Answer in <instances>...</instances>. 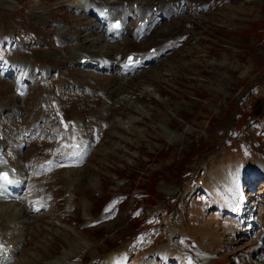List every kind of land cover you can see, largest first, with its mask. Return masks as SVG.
Wrapping results in <instances>:
<instances>
[{"label": "rangeland", "instance_id": "obj_1", "mask_svg": "<svg viewBox=\"0 0 264 264\" xmlns=\"http://www.w3.org/2000/svg\"><path fill=\"white\" fill-rule=\"evenodd\" d=\"M173 1L174 13L169 9L138 41L135 10L126 1L127 32L110 45L111 36L105 41L108 33L102 32L107 23H94L70 8L69 0H0L6 24L0 19V147L23 175L25 188L35 184L34 191H23L29 199L21 197L17 205L10 200L15 206L0 203V226L15 222L14 228L0 229V250L14 245V255L5 263L6 254L0 255V264H103L125 249L133 262L183 264L161 251L178 252L176 246L186 249L188 241L197 247L181 256L186 264H264V175L259 173L264 163V0ZM57 27L70 30L72 45L89 57L95 53L92 58L100 57L101 63L93 70L63 63L58 70L75 72L78 83L96 87V93L117 91L112 100L97 106L91 90L71 99L75 94L66 80V92L58 95L53 85L59 72L46 81L37 70L40 87H31L32 69L16 71L25 84L17 91L12 80L17 46L29 51L35 70L39 60L33 58H56L64 50L55 38L62 30ZM151 46L159 57L128 75L133 67L122 69L125 56L138 50L144 58ZM108 51L116 57L121 52L109 68L102 58ZM71 78L76 81L75 74ZM42 87L59 104H51L52 97L43 103L39 93L34 98L33 90ZM100 112L111 116L108 123L94 122ZM38 129L41 136L26 148L11 143ZM68 132L85 141V150L82 145L77 154L81 162L38 172L69 156ZM225 160L249 164L243 172L250 177L244 214L237 211L233 192L219 194L220 206L230 210L226 218L211 210L219 201L214 206L197 190L199 181L201 188L204 180L211 182L212 163ZM185 189L196 193L192 200ZM35 197L51 204L50 210L35 215L30 208ZM24 211L31 214L17 220ZM238 217L244 218L240 227L232 222ZM198 233L207 237L201 244Z\"/></svg>", "mask_w": 264, "mask_h": 264}, {"label": "bare ground", "instance_id": "obj_2", "mask_svg": "<svg viewBox=\"0 0 264 264\" xmlns=\"http://www.w3.org/2000/svg\"><path fill=\"white\" fill-rule=\"evenodd\" d=\"M69 1L71 3L70 8H75V9H77V11H80L81 14L88 15L90 18H93V21L94 22L99 23V24H103L104 22H107V27L105 28L106 31L112 37L117 35L116 38H113V40H112V41H114L113 43L109 42L110 45H112L114 43H116V44L117 43H120V41L118 39L121 36H123L125 34V32H127L126 26H125V22H129V20H131V19L129 17V15H130L129 14V11H128L127 7H126V3H127L126 1H128L129 3H131L132 6H136V10L134 12H135L136 18L138 19V20H135L136 29L138 30V33L135 34V37H136V40L137 41H138V38L144 39L145 36H146V34H148V32L152 31L153 28L156 27L155 25H156V22L159 19V17H165V16H167L169 14L168 13L169 9L171 10V14L174 13V10L172 9V6H174V1L173 0H116V1H112V0H69ZM115 2H117V3H115ZM154 7L157 8V13L155 15H154L155 12L153 13V10H152ZM105 8H108L109 9L108 14H106V15L103 14V11H104ZM120 18L123 20V24H124L123 25L124 26V29L121 32L115 31V30H113L111 28V21L112 20H115V19H120ZM146 18L149 20L148 21V24L145 25L143 28H141L138 24L141 21H143L144 19H146ZM0 19L2 20L1 23L4 24V25H6L5 24V21H3L4 20V17H1ZM102 20H103V22H102ZM38 21H41V20H38ZM37 22H35V23H37ZM60 28H62V27H57V29H60ZM63 29L64 28H62V30L60 29L59 31H63L64 33L62 35H60V34H58V32H59L58 31L57 34H56V36H55V38H56V40H58V41L60 40V42H63L65 44L64 50H62V52L56 58H50V59H46V58L43 59V58H36V57L33 58V59L39 60L38 63H35L34 64L35 66L38 65V67H36L35 70H33L32 64L29 61L30 60L29 59V56L27 55V53L29 51H27V50L24 51V46L19 44L17 46L16 50H15L16 51V54H17L16 55L17 56V59L15 60V65L13 67L14 73H13V77H12L13 79L12 80L17 83L18 88H21L22 86H24V82L21 81V78L19 77L18 74L16 75V73H17L16 71L17 70L20 71V69L21 70H23V69L24 70L32 69V72L30 73V78H29L28 81H29L31 87L33 86L34 88H37V86L40 87V84L37 83V78L35 77V74L37 73V70H41L40 72H41L42 76L43 77H47L46 81L49 78L53 79V74L59 72V75H60L61 78H60V80H57L54 83V85H53V87L56 89V92H57L58 95L59 94H62L63 95V93L66 92V91H64V88H67V87L63 83V81L66 80V81L70 82V84H69V86H68L67 89L70 90L71 93H74L75 94V95L72 96L71 99L75 98L77 94H81L85 90H91V98L96 99V103H94V104H97V106H102V104H105V102H108V101L112 100L117 95L116 94L117 91L111 92L112 89L110 88L108 90H111V91H108L107 94H104V91L103 92H100V93L97 92L98 93L97 94L95 92V90L97 89L96 87H93V88L86 87L83 84L78 83L79 78L77 77V74L75 72L69 71L67 68L63 67V69H66L65 75H64L62 73L63 71L58 70V68L63 63L64 64H68V65H73L74 64V65H76L80 69L85 68V69L89 70L88 65H86V66L83 67L82 64L80 63L82 57L85 56L86 54L89 55V53L86 52L83 49L82 50L81 49H78L77 50L76 48H78V47L75 48L72 45V42L74 44V40H71L72 38H71V34L69 32L70 30H66V29L63 30ZM91 34L93 35V33H91ZM97 35H100V36L103 37V33L102 32L97 33ZM105 36H106L105 41H108L106 34H105ZM40 41H42L41 38H40ZM109 41H111L110 38H109ZM63 43H61V45H64ZM124 43L126 44L127 42L125 41ZM153 48L155 49V46H151L150 48H148V49H146L144 51V55H145L144 58L143 57H139L140 52L138 50L135 53H128L125 57L127 58L130 55H134L137 58H142V62L139 65L140 66L139 68H142L147 63H150V62H153L154 61V60H151V58H154L155 57V55H156L155 53L156 52H155V50H154V53L153 54H151V52H150L151 49H153ZM123 50H125V48ZM79 52H83L82 57H79L78 56V53ZM108 52L106 54H104V52L103 53L100 52V53H101V55L104 54V56L102 55L103 61H105L107 63L109 62V64H110L109 67H111V62H112V66H114L115 65L114 59L115 60L119 59L121 52L118 53L116 51V53H118V55H117L118 57H116V55L111 54L110 52L108 53ZM56 54L58 55V53H56ZM94 54H92V56H94ZM88 55L86 57H89ZM92 56H90V57H92ZM113 56L115 58H112ZM126 58L123 59L121 65H122L123 70L125 72H128L127 70L129 68L125 66V64H126ZM99 59H100V57L99 58L98 57H95V58L93 57L92 60L93 61H99ZM149 60H151V61H149ZM39 65L43 69H41V67ZM105 66H107V65H105ZM139 68H137L136 66H134L132 68V70H130V72H128V75H131L132 72H134L136 69H139ZM106 71H109V69H106ZM72 74H75L76 81H74L71 78ZM3 76L4 77H7V74H5ZM0 77H2V75ZM47 91L51 92V89H49ZM33 92H34V95H33L34 98L36 97V94L35 93H39L38 95H40V96L44 95V97L43 98L41 97V99H42L43 103H45V104L48 103V102H50V100H51L50 98L51 97L53 98V101H51V104H53V103L59 104V102H60V99L58 97H56L55 95L53 96L51 93H49V94L46 93L45 90L43 89V87L40 88V89H38V90L34 89ZM103 95H104V97H103ZM55 99H57V101H55ZM34 102H35V100H34ZM38 102H39V99L37 100L36 103H34V106L35 107H37L36 104ZM42 107H44V106H42ZM109 117H111L109 114H105L103 112H100V114L99 113H96V115H95L96 121H94V117H93V121L95 123L97 121H100V123H108V121L110 119ZM31 126L34 127V125H31ZM66 126H67V123H64V124L61 123V128H65ZM104 130H105V128H104ZM38 131H39V129L36 130V131H34L32 134H34V133H36ZM90 134L91 133H89V135ZM76 137H77L76 134L68 132L67 135H66V142L65 143H67L69 141L73 142L74 140L77 139ZM71 142H70V144H71ZM71 146H72V144H71ZM83 147H84V149H83V151H84L85 148H86L85 143L83 144ZM69 150L70 149H68V154H69ZM63 153H65V152H63ZM248 165L249 164L244 163L243 161H238V162L235 161V162H232V160L222 161L220 163V165H216V163H214V162L212 163V166L213 167H210L211 171L207 172V174H209V179L211 180V182H208V181L205 182V180H204L203 181V187L201 188L203 190V193L211 201L212 205L215 206L216 205V202L219 201L218 204L220 206L221 197H220V200H219V194H224L227 191H230L231 193L233 192L237 196V198H236L237 199V202H236V204H237V211L240 214L243 213V211H244L243 209H245L246 203H247L246 202V199H245L246 198V195H244L243 192L248 189L247 186L250 184V177L248 176V174L245 175L244 172H243V170L247 169L249 167ZM255 168H258V167L256 166ZM39 169L40 168H37V171ZM10 173H12L14 175L13 172H10ZM259 173H261L262 175H264V163L263 162L261 164V170H260ZM20 175H21V173H19L17 175V177L16 176L15 177L17 179L18 178L19 179H22L23 181H21V182H23V184L15 181L16 183L13 184V188L5 187L3 181L0 180V194H3L4 192L9 193L6 190L13 189L14 190L13 191L14 193L17 192L16 193L17 195H15V198L14 199L15 200H17V199L21 200V197H23V194H24L23 191L25 189L27 190V192L25 194H28L30 191H34L35 190V186H34L35 184L31 183L28 188H25V183L26 182L24 181V178L22 176H20ZM252 184H255V183H252ZM263 185H264V183H263ZM18 186H20L19 189H17ZM6 193H4V198L5 199L8 198V194H6ZM23 198L29 199L28 196H25ZM43 200H41V201H39L37 203L34 202V201L33 202L31 201V202L33 203V205L34 204H37V205H40V206H44V204H46V202L43 201ZM0 203H3L5 205L15 206V205L10 204L9 202L8 203H5V202L0 201ZM211 206L208 205V208L209 209L212 208ZM213 209L216 210L215 213H217V214H222L223 213V215H224L223 217L226 218L225 217L226 211L224 209H222L220 207H213L211 210H213ZM31 210H33L32 212L35 213V214L38 213L37 211H35L32 208H31ZM220 211H222V212H220ZM29 214H31V213H28V211L27 212L24 211L23 216L22 217L20 216L19 218H17V220L23 219V218H25ZM250 215H249V217H250ZM243 219H242V217H238L237 219L233 220L232 222L237 223V226H239V223H241V220H243ZM221 221H223V219H220L217 222L218 225L215 224L216 227L219 226V224H220ZM244 223H243V225H244ZM5 227L10 228L8 225L5 224V225L0 226V229L1 228L3 229ZM209 230L210 231H213L214 229L212 227V229H209ZM191 236H194V234H191ZM206 238L207 237H205L204 234L200 233L197 236V239L196 240L198 241V243L200 242V244H201V243H203V241ZM211 239L214 240V238H212V237H211ZM215 239H217V238L215 237ZM7 246H8V244L5 245L4 247L6 248ZM4 247H2V248L4 249ZM171 249H168V250L164 249L161 252L167 251V254L166 255L169 257L168 259L173 258L171 260H174L175 259V260H178L177 262H181L183 264H186V259L183 258V257H181L178 254L177 251H172ZM175 252H177L176 255H175ZM128 253H129V250L128 249H125L123 251H120L119 250V252L117 254H115L114 256L106 257V259L104 260V263L103 264H143L142 263L143 261H141L140 258H138L136 261L133 262L134 259H132L130 256H128ZM0 255H2V259H3L4 255H5V257H4V260H5V258L7 256L13 255V251H10L8 249L0 250ZM144 264H145V262H144Z\"/></svg>", "mask_w": 264, "mask_h": 264}, {"label": "snow or ice", "instance_id": "obj_3", "mask_svg": "<svg viewBox=\"0 0 264 264\" xmlns=\"http://www.w3.org/2000/svg\"><path fill=\"white\" fill-rule=\"evenodd\" d=\"M117 27H118V25H117ZM130 59H131V58H130ZM0 178L6 179V176H5V177H0Z\"/></svg>", "mask_w": 264, "mask_h": 264}]
</instances>
